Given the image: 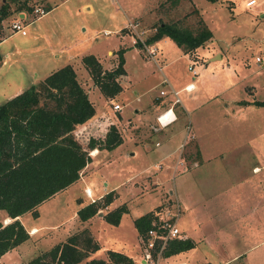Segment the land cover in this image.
Returning a JSON list of instances; mask_svg holds the SVG:
<instances>
[{"label":"rangeland","instance_id":"374dc122","mask_svg":"<svg viewBox=\"0 0 264 264\" xmlns=\"http://www.w3.org/2000/svg\"><path fill=\"white\" fill-rule=\"evenodd\" d=\"M247 1L42 0L41 4L44 5L45 9L51 6L52 9L47 11L44 16L38 18L35 15L28 14L26 19V23L28 24L26 36L20 33H12L9 28L11 17L16 16V14L9 16L3 23H0V40L6 38L0 44V52L10 53L7 63L3 66L0 65V87H5V83L7 85L9 83L26 84L27 82L33 81L37 75L40 78L48 70L50 65L56 62L53 59V51L61 48L64 51L63 53L66 54L65 49L68 46L85 38H87L86 42L77 50H81L84 54L94 53L105 55L108 50H113L116 46L118 47L121 42L118 34H127L126 39L123 40L126 42H130L131 40L133 44L134 39L136 41L139 37L145 42L155 32L157 25L161 21L166 23L176 22L180 27H187L195 31L199 26V21L203 20L212 31V38L203 46L191 52L185 53L181 51L180 47L173 40L171 41L167 38H161L162 41H160L161 39L157 40L159 47L164 50L167 60L170 61L169 65L163 68L162 71L158 69L155 62L149 63L146 60L147 53L142 44L141 46L136 45L137 48H131V51L127 53L125 63L127 68L126 77L123 78V75L119 77L121 87L122 85L124 87V89L122 87V91L124 90L123 92L121 91L122 94L120 92L113 99H109L102 94L106 98L107 104L102 106L103 109L100 115L93 120L90 119L91 121L89 120V122L87 121L88 123L84 124L87 125L85 129H82V125L81 127H76L74 131L78 135L79 133L82 135L79 138L80 141H78L83 146H85L88 136L90 137L92 135L96 138L103 139L112 124L117 127L122 139L124 138L129 141L148 140L149 143L154 144L155 140L162 139L163 135L172 132L175 127L174 124L154 133L153 127H160L157 121H155L157 124L155 122H146V126L143 123L141 128L136 129L134 128L135 122L128 116L130 114L132 116L134 113L132 109L136 106L145 108L153 96L159 95L161 88L169 89V85L167 84L161 83L159 86V81L165 79V76L178 87H175V90H179V97L182 102H184L186 96L193 94V92L184 91L185 89L181 90V85L188 82L195 84L196 90L194 93L199 92L200 89H207L212 93L224 92L222 96L209 102L203 108L199 110L196 108L192 109V114H184L181 107H176L175 110L173 109L176 124L186 126L183 130L186 131L187 137L194 132L195 127L201 133V135L199 133V136H201V140L205 143V154L216 157L212 160L213 164H210L204 170L216 172L214 177L205 180L209 182L205 185L208 189L205 190L206 193L203 192L205 193V197L202 200V202H206V208L201 207L199 211L197 208L192 210L194 218L197 217L207 221L204 225L200 226V229L210 233L214 229V225H216L214 222V214L216 216L220 212L216 206L219 199L218 194H212L214 190H218L217 187L227 186L228 183L236 180L238 182H246L247 186H243L242 188L237 187L236 190L230 191L226 195L223 194L224 197H230L233 203L236 202L243 205L245 203L256 204L259 200V195H261L260 189H264V185L263 187L256 185L255 180L257 177L252 176L249 171V164L257 162L258 157L249 155L245 147L243 148L241 146L242 149H240V146H238L240 151L235 150V147H231L233 141L244 140L251 136L254 144L260 142L258 140L260 132L264 129V107H253L249 111L245 121L247 123L250 122L252 125L251 128H246L244 125L233 128L231 125L236 123V119L225 114L224 104H222L225 97L226 99L227 97L248 100L264 99V0H255L256 3L252 6H246ZM29 2L31 7L38 3L37 0H30ZM104 31H108L109 35H103ZM48 46H51L52 49ZM113 54V56H108L107 67L104 68L102 65L104 69L110 70L117 64L118 58L116 51ZM204 65H207L206 69H204ZM193 71L197 73L194 74ZM203 78H206V80L201 83ZM78 79L89 97L91 96L92 102H94L96 100V93L93 90L95 87H98L93 83L90 74L87 77L86 74L79 73ZM89 79L90 83H88ZM213 79H215L216 84H214ZM192 89L193 87L190 90ZM165 97H168V95ZM193 100L194 98H192L190 104L194 102ZM110 102L120 104V108L121 105L123 106L121 111L124 114L123 117L120 114L121 109L114 110L112 107L116 116L109 113L110 109L108 106H110ZM194 103L196 104V102ZM155 107L156 105L145 108L143 115L149 118V113ZM117 118L120 122H118ZM112 121H116L115 124ZM183 137L181 136V138ZM177 141L178 139L174 143ZM168 144L170 143L168 142ZM181 145H183L181 152L185 158L188 156H196L197 151L195 150L193 139L190 140L188 138L186 141V138H184V140H181L178 148ZM91 152L93 150L90 151V154ZM146 159L141 153L137 154L135 158L129 159L119 156L118 153L112 157L110 155H107L105 158L102 156L98 161L91 162L90 166L93 165V167L102 165L96 170L97 172L95 174L90 176V179L92 181L98 178L100 189L102 190V176L110 184L119 183L127 175L130 174L131 176L135 172L146 169V166L155 160L150 158L146 162ZM106 160L109 162L106 163ZM90 170L92 168L89 167ZM154 171L155 168L146 169L143 174L144 177L142 175L143 178L138 182V185L142 189L140 193L138 192V195H136L137 192L135 194L127 193L128 184L121 186L118 190L121 193L120 198L122 202L131 206V214L133 216L146 212L156 204L151 212L156 211L160 216L165 215L166 217L172 213L174 214L176 212V206L178 204L181 205L179 199H177V194L175 195L171 191L174 185L170 184L169 186L166 184L167 186L165 185V187L168 188L166 190L164 189L163 183H161V188L159 187L160 185L153 184L152 175L149 174ZM218 171L220 174H218ZM224 172H230L232 174H228L229 177H225ZM235 173L236 175H234ZM163 180L164 178L162 176ZM171 180L173 181V177ZM250 181L253 182L250 188L251 191L248 187ZM132 182L131 180L129 183ZM83 184L85 183L81 181L69 192L63 193L59 197L41 205L38 209L40 213L38 217L34 218L30 213L24 214L22 216V223L26 230L32 224L50 227L55 226L56 228L54 230L49 229L52 232L50 233L52 238L49 239L54 240L53 242L59 240L63 232L61 229L66 228V225H70L69 227L74 230L72 234L82 231L84 228L76 227L73 222L74 217L76 218V205L71 196L77 193V199L80 201L83 197L81 191L84 193L82 190ZM115 196L116 194L114 192ZM96 203L99 204V211L105 210V206H102L103 199ZM180 214L181 211L179 212V217ZM6 215L4 210H0V220ZM179 217L177 218L178 228L180 227L181 230H186L182 226V221H178ZM7 219V217L4 218V221L8 223L9 220ZM78 219L80 220L79 216ZM221 226L228 229L229 222L226 221ZM69 227L66 230H69ZM90 228L95 235L99 234L100 241H104V248L108 247L121 252H124L128 248L131 252L135 250L134 254H137L138 240L136 233L126 223L121 228L116 229V227L107 228L99 222H94ZM261 233V236H264V231ZM49 239L41 243L38 249L35 241L29 240L20 245L17 252L19 251V254L27 258L37 256L53 246L49 244ZM212 244L213 246L215 245L214 248L216 251H224L227 255L228 251L226 252L225 249L228 245L232 246L234 242L230 241L229 237L223 236L221 240ZM203 246L204 243L199 248L191 251L188 249L187 253L185 251L178 256L186 262L187 260L196 261L198 258H201L200 256L204 255L202 251H208ZM98 252L97 250L96 253ZM138 254V257L134 260L136 264H139L141 259L140 251ZM13 255L15 254L11 252L10 256ZM160 264H165V262L161 260ZM232 264H242V262L239 260Z\"/></svg>","mask_w":264,"mask_h":264},{"label":"trees","instance_id":"16d2710c","mask_svg":"<svg viewBox=\"0 0 264 264\" xmlns=\"http://www.w3.org/2000/svg\"><path fill=\"white\" fill-rule=\"evenodd\" d=\"M29 1L0 0V21L21 11L31 14ZM212 35L203 20L195 31L180 27L176 22L161 21L146 43L169 37L188 53L203 46ZM136 45L141 46L139 41ZM124 51L118 49L117 64L110 70L104 69L92 54L82 57L93 83L109 99L122 91L119 77L125 74ZM251 104L264 106V99L253 100ZM95 114L94 104L70 64L0 105V210L12 219L5 224L0 220V257L30 238L17 217L25 213L38 217V207L43 202L79 179L90 161V151L113 150L122 143L121 134L113 124L103 139L91 137L85 146L76 139V127ZM114 198V192H108L103 196L102 206H108ZM99 209V204L91 202L81 207L77 214L81 221H87ZM126 212L127 206L122 204L107 212L104 219L111 225H118ZM155 213L150 211L134 220L139 236L151 227ZM193 247V240L180 236L169 243L164 256ZM99 249L89 229L84 228L23 264H136L130 256L114 250L106 252V259L92 257Z\"/></svg>","mask_w":264,"mask_h":264},{"label":"crops","instance_id":"0c3cea01","mask_svg":"<svg viewBox=\"0 0 264 264\" xmlns=\"http://www.w3.org/2000/svg\"><path fill=\"white\" fill-rule=\"evenodd\" d=\"M42 2V0H40ZM49 8V7H48ZM46 7V10L48 9ZM52 9V6H51ZM50 9V10H51ZM49 11V10H47ZM28 14H26V12L21 11L19 13L16 14V16L11 17V20L20 18L23 19V23H26V19ZM10 20V21H11ZM5 20L0 21V23H3ZM28 25V24H27ZM27 35V34H26ZM23 35V36H26ZM118 36L121 39V42L119 43L118 47L116 46V48H114L113 50L110 49L107 51V54L105 55H99V54H94V53H89L94 55L99 62L104 66V68H106L107 63H108V56L110 55H114L113 52H117L118 49H124V60L126 63V59H127V53L129 51H131V48L136 47L135 45L132 44L131 40L130 42H126L123 39H126L127 34L123 35V34H118ZM170 39L169 37H163L162 39ZM6 38H2V40H0V44L2 42L5 41ZM47 39V37H46ZM162 39L160 41H162ZM87 38L83 39V40H79L78 42L71 44L70 46H68L65 49V53L64 54L60 49H57L55 51H53V59L56 61L55 63H52L50 65V67L48 68V70L46 72H44V74L38 78V75L35 76L33 81L27 82L26 84H19V83H13V84H6L5 87H0V103H4L5 101L9 100L10 98L18 95L19 93L23 92L25 89H27L29 86H31L32 84H36L37 82H39L40 80L44 79L46 76H48L50 73L60 69L61 67L65 66V65H72L76 74H77V79H78V74L79 73H84L87 75V77H89L88 74V70L86 69V67L84 66V64L82 63V57L88 54H84L82 53L81 50H77L79 47L81 48V46L84 44V42H86ZM171 40V39H170ZM172 41V40H171ZM152 45L154 47H156L157 49V58L155 59V65L158 66V69L161 68L160 71L163 70V68H166V66L169 65V62L164 54V50L159 47V42H153ZM50 49H52L51 46H48ZM137 48V47H136ZM181 49V48H180ZM181 51H183L181 49ZM72 52V53H71ZM184 52V51H183ZM0 52V65L3 66L7 63V59L9 58L10 53L8 54V52ZM61 55H63V57H61ZM65 55V56H64ZM146 58V57H145ZM146 60L149 63H153L154 61L149 60L148 58H146ZM124 63V69H125V74L123 75V78L126 77L127 74V68H126V64ZM105 64V65H104ZM204 69L207 68V65H204ZM164 77V76H163ZM39 79V80H38ZM165 79L167 80L169 85V89H166L168 91L167 95L168 97L165 96H160L159 95H155L151 98L150 103L145 107V108H149L150 106H155L156 107L153 109V111H151V113H149V118L148 116L146 117V115L144 116L143 113L145 111V108H140V106H136L134 107L132 110L134 111V113L130 114V116H128L129 118H131L133 120V122H135L134 124V128H141V126H146V122L150 123V122H155L157 121V116L162 113L163 111H165L167 108H169L172 104V101L174 100V97L172 94H170V90H175L176 87L175 84L173 83V81H169V79H167V77L165 76ZM206 80V78H203L201 80V83L204 82ZM79 81V79H78ZM80 82V81H79ZM214 84L215 83V79H213ZM90 83V79L89 82ZM162 80L159 81V86L161 85ZM81 84V83H80ZM186 86H189V90L193 87L192 90H184L186 92H193V94L191 96H186L184 102L181 101L178 104L175 105V107H173V109L175 110L176 107H181L183 113L185 114H192V109L196 108L197 110L203 108L206 104H208L209 102L217 99L218 97L222 96L224 92H214L212 93L211 91L205 89H200L199 92L194 93V91L196 90L195 84L188 82L185 83L183 85H181V90L185 89ZM123 87V85H122ZM176 87V88H175ZM124 89V87H123ZM162 89V88H161ZM94 93H96V100H94V102H92L91 96L89 97V99L91 100V102L94 104L95 110H96V114L95 116L92 118V120L94 118H97L100 115L101 110L103 109L102 106H104V104H107L106 98L102 95L101 91L95 87V89L93 90ZM124 91V90H123ZM122 91V92H123ZM175 91H179V90H175ZM121 92V94H122ZM162 98H164L163 100H161ZM180 98V97H179ZM192 98H194V102H196V104L193 102L192 104H190V101L192 100ZM246 102V103H243ZM253 100H248V99H237L236 97H226L223 100L224 104V109H225V114L227 116L233 117L234 119H236V123H233L231 126L234 128L236 126L239 125H244L246 126V128H251L252 125L249 123H247L245 121V119L248 116L249 111H251L253 109V107H259V108H263L264 106H255L253 104H251ZM156 102V104H155ZM0 104V105H1ZM110 106H108V108L110 109L109 113L110 114H114L115 112L112 110L113 104H117V103H113L110 102L109 103ZM112 105V106H111ZM120 105V104H119ZM178 105V106H177ZM218 105H220V103H218ZM123 106L121 105V110H120V114L122 111ZM112 115H110V117H112ZM124 114H122L123 117ZM148 115V114H147ZM102 116V115H101ZM114 116H116L114 114ZM140 117V118H137ZM146 118V119H145ZM118 119V118H117ZM123 119V118H122ZM136 119H138V121H136ZM147 120V121H146ZM91 121V120H90ZM89 122V121H88ZM86 122V124L88 123ZM114 124L116 121H112ZM118 122H120V120L118 119ZM137 122V123H136ZM147 123V124H148ZM156 123V122H155ZM177 122L174 121V123H171L170 125L162 128V127H153V132H159L161 130L166 129L167 127L171 126L174 124V130L172 132H169L168 134H165L162 136V139L159 140H155L154 144L149 143L148 140H138V141H129L127 139H122V143L120 145H118L116 148H114L113 150H106V149H93V153L91 152V158L90 161L87 163V165L85 166V168L81 171L80 173V177L78 180H76L74 183H72L70 186H68L67 188H65L64 190L56 193L53 197H51L49 200L55 199L57 197H59L61 194L63 193H67L69 192L72 188H74L75 186L78 185V183H80L81 181H83L85 184H83V191L84 193L81 191L82 194V199H80V201L77 199L78 198V194H74L73 196H71V198L73 199V202L75 203V216L74 217V224L76 227H80V228H88L89 231L91 232L92 236L94 237V239L98 242L100 249L98 250V253H93L92 257L95 258H102V259H106V252L108 250H112V248H104V241L101 240L100 241V236L95 235L92 230H91V225L94 222H99L100 224H103L105 227H116V229H119L122 227V225L124 223L127 224V226H130V228H132V230H134V232L136 233V237L138 240V251L137 254H134V252H131L130 250H128V248H126L127 250H125L122 253H125L126 255L130 256L133 260H136L135 258L138 257V252L140 251V242H139V235L138 232L134 226V220L139 217L144 215L146 212H150L153 207L156 205L154 204V206L152 208H150L149 210H147L144 213H140V214H136V215H132L131 214V206L127 205V203L122 202L121 200V193L118 191L120 189L121 186H127V193H132L136 195H138L140 193L141 186L138 185L139 180H141V178L144 177V172L146 171V169H152L155 168V171L152 172L149 175H152L153 178V184L154 185H160L159 187L161 188V183H163L164 189L168 190L167 187H165L166 184H168L170 186L174 185L171 188V191H173V194L175 193V195L177 196V199H179L180 203H181V214L179 217L178 221H182V226L186 229V230H180V236L181 237H185V238H189L191 240H193L195 242V247H193L191 250H194L196 248H199L200 245H202L204 243V249L208 250V251H202L204 253L203 256H200L201 258L196 261H192V260H187V262L183 259H181L180 256H178L180 253H176V254H172L169 256H164V258L162 259L165 264H232L233 262H237L239 260H241L242 264H264V236L262 235V231H264V189L261 188L260 189V193L261 195H259V200L256 202V204H250V203H245L240 204V203H236V202H232V200L230 199V197H224V195L228 194L230 191L236 190L237 187L242 188L243 186H247L246 182H241V181H234L232 183H228L227 186H220L217 187L218 190H214L213 191V195L218 194V201L216 203V206L219 209V214L215 216L214 214V222L216 223V225H214V229L212 230V232H208V231H204L203 229H200L201 225H204L205 220L200 219V218H194L193 216V212L192 210L194 208H197L198 211L199 209L202 208H206V202H202V200L205 197V190L208 189V187H206L205 185H207L209 182H206V179H211V177H214V175L216 174V172L214 171H204L205 169H207L209 167L210 164H213V159H215L216 157H211L208 154H205V143L204 141L201 140V136H199V130L195 129L194 127V132H192V134L190 135V140L193 139L194 144H195V150L197 151V154L195 157H186V166H187V170L185 172H181V173H177L175 171H177L178 164L176 165L177 162V148L181 143V140H184V138L187 136L186 131L183 130V128H185L186 126H184L183 124L177 125ZM85 124V123H84ZM82 124V125H84ZM157 124V123H156ZM176 124V125H175ZM82 125H79L80 127ZM78 126V127H79ZM151 127V125H150ZM188 128V127H187ZM191 130V129H190ZM152 132V133H153ZM183 132H184V137H183ZM201 135V133H200ZM153 136V135H152ZM181 136L183 138H181ZM177 142L174 143L175 140H177ZM258 139V138H257ZM260 142L258 144H254L253 143V139L252 136L250 138H245L244 140H236L233 141V143L231 144V147H235V150H239L242 149V147L247 148V153L250 155H253V157H258V161L254 162L252 164H249V171L251 172V175L254 177H257L255 182L256 185L263 187L264 185V129L260 132V136L258 139ZM168 142L170 144H168ZM171 142H173V144H171ZM156 143H158V145H156ZM238 146H240V149H238ZM242 146V147H241ZM119 154V156H122L124 158H135L137 154L141 153L143 154L147 159L146 162L148 161V159L152 158L155 159L153 160V162L149 163L148 166H146V169H143L139 172H135L134 174H132L130 176L127 175L125 177L124 180H122L119 183L116 184H110L108 182L105 181L104 177L102 176V184H103V188L102 190L100 189V182L97 178V180H92L91 181V177L93 174H95V172H97L96 170H98L102 164L98 165V166H90L91 162L94 163L96 162V160L98 161V159H101L102 156L105 158L107 155L110 157L114 156L115 154ZM124 155V156H123ZM156 156V157H155ZM99 157V158H98ZM109 160V159H108ZM260 160V162H259ZM109 162L106 160V163ZM193 163H197V166H194ZM161 164L160 168H157V165ZM176 166V169H175ZM89 167L92 168V170L89 171ZM214 172V173H213ZM84 173V175H83ZM206 173V174H204ZM218 174L219 171H218ZM225 175V177H229L228 174H232L230 172H224L223 173ZM143 175V177H142ZM146 175V174H145ZM147 175V176H149ZM164 178V180L162 181V176ZM236 175V173L234 174ZM173 177V181L171 180ZM260 177V178H259ZM100 178V179H101ZM168 178V180H167ZM130 180V181H128ZM131 180L133 181L132 183ZM252 181H250L248 183V187L249 189L252 186ZM167 186V185H166ZM85 190H87V192H85ZM251 191V189H250ZM108 192H115L116 196L114 198V200L108 205L105 206V210L104 211H99L96 215H94L93 217H91L90 219H88L87 221H81L78 219V214L77 211L85 206L88 203L91 202H97L99 200L103 199V196L105 194H107ZM139 192V193H138ZM205 192V193H203ZM224 194V195H223ZM96 195V196H95ZM95 196V197H94ZM203 197V198H202ZM157 198V197H156ZM202 198V199H200ZM200 199V200H199ZM47 201L43 202L41 205L45 204ZM125 204L127 206L128 212L124 213L121 216L120 222L118 225H111L109 223H107L104 219V215L115 209L116 207ZM40 205V206H41ZM40 206L38 207V209L40 208ZM39 212V211H38ZM26 214V213H25ZM40 214V213H39ZM24 215V214H23ZM17 217L21 223H22V216ZM8 218L9 222L12 221L11 218H9L7 215L3 217V219L1 220L4 224L7 223L4 221V218ZM78 220V221H77ZM226 221L229 222V228L225 229L224 227H222L221 225L224 224ZM23 224V223H22ZM197 224V225H196ZM24 225V224H23ZM64 226V225H63ZM62 226V227H63ZM70 225H66V228H62L61 230L63 231L59 237V240L56 242H53L52 240H50L49 238H52L50 236V232L49 229L54 230L56 227L55 226H45V225H36V224H32L29 229L28 232L30 234V238L27 240H34L35 244L38 247L41 245V243H43L44 241L46 242V240L49 239V244L55 245L59 242L64 241L68 236L72 235V233L74 232V230L69 227ZM25 227V226H24ZM69 227V230H66ZM31 229V231H30ZM200 229V230H199ZM37 231L36 233H33L34 231ZM60 230V231H61ZM54 232V231H53ZM54 234V233H53ZM198 236V237H197ZM223 236H227L229 237L230 241L234 242V244L232 246L228 245L227 248L225 249V251L227 253V255L224 253V251H216L215 250V245L213 246L212 243H216L217 241L221 240V238ZM62 237V238H61ZM27 241L23 242L26 243ZM221 242V241H220ZM22 243V244H23ZM20 244V245H22ZM13 248L12 250L6 252L4 255H2L0 257V264H23L28 262L29 260H31L32 258L36 257H32V258H27L22 256V254H19L17 252V250L19 249V246ZM35 246V245H34ZM217 246V245H216ZM234 247V248H233ZM233 248V249H232ZM202 249V250H204ZM115 251V250H114ZM188 251V252H189ZM13 252L15 255L10 256V253ZM121 252V251H119ZM187 253V250H186ZM105 254L103 257L102 255ZM140 255H141V251H140ZM173 259V260H171ZM169 260H171L170 262H168Z\"/></svg>","mask_w":264,"mask_h":264},{"label":"built area","instance_id":"2783aa9c","mask_svg":"<svg viewBox=\"0 0 264 264\" xmlns=\"http://www.w3.org/2000/svg\"><path fill=\"white\" fill-rule=\"evenodd\" d=\"M37 2L38 3L32 7L33 9L31 13L32 15H35L36 18L44 16L47 13V10L45 9L44 5L41 4V1L37 0ZM255 3H256L255 0H248L246 3V6H252ZM22 20L23 19L17 18V19L10 21L11 23L9 25V28L11 29L12 33H20L21 35L27 34V29H26L27 24H24ZM103 35L107 36L109 35V32L104 31ZM137 41H139L140 44L144 46L146 53H147V58L155 62L156 61L155 59L157 58L156 57L157 56L156 47H154L152 43L150 45H147L146 41L144 42L142 39H140V37L136 41L134 39L133 44L136 45ZM159 69L161 70V68ZM193 73L196 74L197 72L193 71ZM162 84H168L167 80L163 79ZM185 90H189V86H186ZM167 93L168 91L166 89H161L159 91L160 96H166ZM170 94H172L174 97V100L172 101L171 106L157 116V122L162 128L173 123L175 121V115L173 118L169 119L165 123L161 121V117L166 115L168 112L173 111V107L180 102L179 91L170 90ZM113 109L119 110L120 105L114 104ZM86 127L87 125H83L82 129H85ZM74 135L77 140H79L80 136H82L80 133L78 135L75 131H74ZM91 137H94V136L92 135L90 137L88 136L86 138V141L88 142ZM185 138L187 141V139L190 138V135L189 137L186 136ZM156 145H158V143H156ZM182 149H183V145H181L177 150L178 152H177L176 165L178 164V167H179L177 171H175L177 173L178 171H180L181 173L187 170L186 159L182 155V152H181ZM193 164L194 166L198 165L197 163H193ZM160 167H161V164L157 165V168H160ZM175 169H176V166H175ZM85 192H87V190H85ZM180 211H181L180 205L178 204L176 206V212L174 214L172 213L170 216L165 217V215L160 216L158 212L155 213V217L152 220L151 227L145 232L144 235L139 237L140 251H141V255H140L141 259H140L139 264H160V261L164 258V252L167 249L169 243L172 240L180 237V230L177 225V218L179 217Z\"/></svg>","mask_w":264,"mask_h":264},{"label":"bare ground","instance_id":"6f19581e","mask_svg":"<svg viewBox=\"0 0 264 264\" xmlns=\"http://www.w3.org/2000/svg\"><path fill=\"white\" fill-rule=\"evenodd\" d=\"M174 117V113L173 111H170L168 112L166 115L162 116L161 117V121L163 123L167 122L169 119L173 118ZM37 231L35 230L33 233H36Z\"/></svg>","mask_w":264,"mask_h":264}]
</instances>
